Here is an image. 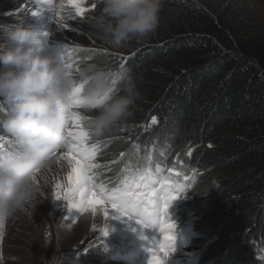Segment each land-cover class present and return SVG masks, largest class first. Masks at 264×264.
<instances>
[{"label":"trees","instance_id":"trees-1","mask_svg":"<svg viewBox=\"0 0 264 264\" xmlns=\"http://www.w3.org/2000/svg\"><path fill=\"white\" fill-rule=\"evenodd\" d=\"M73 22V70L94 63L126 71L140 93L127 120L110 127L128 136L123 157L118 153L106 163L107 141L94 134L89 141L99 144L96 182L111 188L125 165L147 166L139 157L150 151L153 171L176 167L179 157L186 174L197 173L178 200L179 221L192 227L188 245L199 252L196 264H264V20L246 0H162L155 32L119 47L96 20L78 16ZM97 36L116 53L81 48ZM121 87L118 82L114 91ZM6 109L0 104V118ZM1 135L12 150L13 138L2 128ZM104 248L83 258L69 255L63 264H92L88 258L103 255Z\"/></svg>","mask_w":264,"mask_h":264},{"label":"clouds","instance_id":"clouds-1","mask_svg":"<svg viewBox=\"0 0 264 264\" xmlns=\"http://www.w3.org/2000/svg\"><path fill=\"white\" fill-rule=\"evenodd\" d=\"M94 3L100 6L97 24L113 46L143 40L158 27L162 0ZM61 6L52 11L56 13ZM3 27L0 104L7 109L0 128L13 138L15 147L0 159V224L36 200L38 174L51 165L54 153L66 143L62 112L69 104L76 103L83 113L93 114L89 130L99 136L124 123L140 99L135 77L128 72L110 71L94 63L74 71L64 51L35 42L31 30L20 25ZM118 82L122 87L117 92ZM45 264H63V260L54 254Z\"/></svg>","mask_w":264,"mask_h":264},{"label":"rangeland","instance_id":"rangeland-1","mask_svg":"<svg viewBox=\"0 0 264 264\" xmlns=\"http://www.w3.org/2000/svg\"><path fill=\"white\" fill-rule=\"evenodd\" d=\"M246 2L255 14L264 20V0H246ZM52 4L53 8L57 5L64 7L58 8L55 13L46 4L44 6V0H0V19H5V21H0V34L4 31L3 26L20 25L31 30L33 36L42 35L49 50L54 51L58 49V46L73 44L76 23L70 17L73 10L69 6L68 0H52ZM93 4L96 5L95 9L92 7ZM79 6L84 10L79 17L96 20V17L100 15V6L94 3V0H79ZM57 13H61L63 18L61 19ZM59 25H67V27H60ZM97 37L87 38V45H81V48H85L89 52H101L108 55L116 53L108 45L100 42V39L105 37ZM73 110L80 113L78 109ZM83 114L89 120L93 115ZM127 137L124 133L117 134L112 128L98 136L100 141L103 139L108 143L105 154L108 155L109 153L110 157L105 161L106 163H111L119 158L117 154L126 147ZM8 142L7 136L1 135V145ZM6 150L10 149H7L6 146ZM145 150L149 151V149ZM60 151L63 152L66 149L62 148ZM161 151L160 149L157 153L159 154ZM142 159L143 156H140L139 160ZM100 163L102 162L100 161ZM176 164L180 169L184 168L183 161ZM68 171H70L68 162L60 160L58 154L51 165L38 174L36 183L39 192L36 200L26 211H18L0 227V233H2L0 264H45V261L50 260L54 254L60 256L63 261L69 255H73L75 258H83L86 252L89 254L91 249L99 246L105 247L103 249L104 254L89 257L88 259L92 264H130L126 258L128 255L132 256L135 250L141 252L140 259L149 261L151 252L147 249L155 248V242L162 240L158 230L141 229L134 219L129 220L127 217L119 216L114 211L106 220L103 209L99 206L94 213L89 210L79 214L76 209L69 210L66 201L55 199L53 195L56 191L55 185L65 183ZM190 195L189 192L187 197L189 198ZM197 207L202 210L206 217L209 216L203 204H198ZM75 217H78L75 224L68 227L67 225L71 224ZM210 219V226L218 230V219L214 217ZM172 221L176 226L173 230L175 237V232L182 226L183 222L175 217ZM104 228L109 230V235L106 237H103L100 231ZM204 233L208 235L207 231ZM212 233H216V231H212ZM220 234L221 231L219 230L218 235ZM142 236L148 237V239H143ZM215 243L217 240L211 245H215ZM196 250L190 246L173 248L164 258V264H188L196 259L198 254ZM116 252L124 253L126 257H115Z\"/></svg>","mask_w":264,"mask_h":264},{"label":"snow or ice","instance_id":"snow-or-ice-1","mask_svg":"<svg viewBox=\"0 0 264 264\" xmlns=\"http://www.w3.org/2000/svg\"><path fill=\"white\" fill-rule=\"evenodd\" d=\"M44 3L53 10L52 0H44ZM68 3L73 10L70 14L71 18L83 14L84 10L79 6V0H68ZM63 7L62 5L61 8ZM92 7L95 9L96 5L93 4ZM57 15H60L61 19L63 18L61 13H57ZM59 26L67 27V25ZM72 51L74 50L68 46L64 49L66 59L71 67ZM121 68H123V64H121ZM113 83L116 82L113 81ZM77 108H79L78 104L72 103L62 112L66 134V143L63 148L66 151L61 152L59 150L54 155L59 154L60 160H66L70 171L67 173L64 184L57 183L55 185L56 191L53 193L55 199L66 201L69 210L76 209L79 214L89 210L94 213L99 206L103 209L106 220L114 211L119 216L127 217L129 220L134 219L141 229L155 228L159 231L162 241L169 243L157 240L155 242L156 247L149 249L151 256L148 264H164V258L168 256V250L174 240L173 230L175 228V224L169 222L167 209L171 202L178 198L179 193L186 189L188 183L195 178L196 170H192L193 175L191 177L176 167L167 169L157 167L153 171L151 167L152 153L150 151L143 158L147 162V166L142 167L138 164L136 168L132 169L125 165L122 178L111 188L103 183H97L94 169L98 168L99 165L94 161L99 150V144L89 143L93 134L86 129L85 121L89 123L90 120L73 110ZM151 122L156 124V118L152 117ZM12 150L0 152V159ZM124 155L125 153H120L121 157ZM188 155H191V150H189ZM177 162H180L179 157H177ZM164 172L167 175H164ZM77 219L78 217H75L72 223L67 226L72 227ZM2 226L3 224H0V227ZM100 231L103 237L109 235L107 228ZM0 238H2V233H0ZM142 238L148 239L145 236Z\"/></svg>","mask_w":264,"mask_h":264}]
</instances>
